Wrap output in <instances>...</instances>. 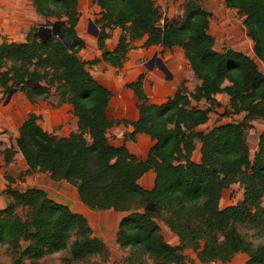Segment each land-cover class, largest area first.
<instances>
[{
	"label": "trees",
	"instance_id": "obj_1",
	"mask_svg": "<svg viewBox=\"0 0 264 264\" xmlns=\"http://www.w3.org/2000/svg\"><path fill=\"white\" fill-rule=\"evenodd\" d=\"M93 2L101 9L95 20L101 56L92 63L120 69L134 43L145 39L146 48L181 47L200 84L190 90L183 82L160 104L150 101L145 74L127 84L138 99L140 117L131 123L134 130L126 139L145 133L156 141L148 158L141 160L108 138L114 127L108 115L112 91L80 56L86 42L77 31L79 0H32L48 26L63 21L70 46L57 35L43 41L37 26L25 41L0 42V91L7 96L22 91L34 103L54 89L59 103L72 105L78 130L57 137L40 125L41 115L32 112L19 128L16 145L1 148L0 140L5 162H13L20 151L28 174L47 172L56 182L67 181L91 209L128 212L117 231L119 247L129 251L126 264H195L188 261L187 249L196 252L200 264L228 263L240 252L248 255L246 264H264V130L253 158L248 142L253 122L264 119V72L259 64L242 51L216 49L210 33L212 13L202 0H186L184 17L171 20L155 0ZM226 3L244 16L255 55L264 64V0ZM116 28L121 34L110 50L107 43ZM219 93L230 97L224 116L242 119L198 130L222 106ZM203 100L206 107L199 106ZM197 141L202 144L200 162L192 160ZM151 169L155 185L145 189L140 179ZM8 180L4 193L10 201L0 209V246L11 253L12 264L64 250L68 260L87 264L93 256L102 262L110 258L109 247L94 234L86 216L43 188L22 191L12 187L13 177ZM233 184L244 190V198L221 208L222 193ZM159 221L179 237L178 245L165 240ZM251 229L263 238L261 243L247 234Z\"/></svg>",
	"mask_w": 264,
	"mask_h": 264
},
{
	"label": "rangeland",
	"instance_id": "obj_2",
	"mask_svg": "<svg viewBox=\"0 0 264 264\" xmlns=\"http://www.w3.org/2000/svg\"><path fill=\"white\" fill-rule=\"evenodd\" d=\"M79 12L80 22L77 26L79 35L85 40L86 48L82 50L80 56L87 62V68L91 73L103 84H105L112 91V101L110 112L113 116L118 112H125L132 114L134 110V98L127 87V84L132 82L138 71L144 70L143 74L154 73L159 75L164 82L170 83V79L174 80L181 73L182 76L178 77L181 79V83L184 82L186 86L191 90L200 84V80L195 75L190 63L184 55V51L180 48L167 49L162 46L144 47L143 43L145 39L138 40L134 43V47L128 54V58L124 66L120 69H116L107 63L94 62L100 52L97 43V35L95 34V28L91 22L95 23V20L100 17L101 9L97 6L93 0H79ZM0 21L11 22V31L8 35L0 32V41L3 37H8L11 40H23L29 29L37 26H47V19L40 16L36 8L34 7L32 0H0ZM14 22V26H13ZM30 29V30H31ZM121 29L116 28L112 31V37L108 40V46L114 47L118 44ZM7 39V38H6ZM262 66L261 62H258ZM139 66V68H137ZM262 68V67H261ZM170 78V79H167ZM229 83V82H227ZM171 87L163 89L162 94L166 96L171 92ZM14 93L9 101L8 96L0 91V117H4L7 121V129L4 135L0 139L4 142L1 145L3 148L5 145L16 144L18 136L15 134V130L19 125L20 120L29 111V108L21 101L14 102ZM160 99V97H158ZM220 102V101H219ZM36 107L39 108L37 114L41 115L39 121L40 125L48 130L52 135L57 137H66L69 135L75 124V114L73 107H69V104L59 103L58 96L55 94L53 89L51 94L47 97H41L36 102ZM13 104V105H12ZM222 104V103H221ZM230 105L226 106L229 107ZM8 107V111L5 109ZM59 109L58 111L53 110L54 108ZM223 107V105L221 106ZM217 107L215 113L212 115V119L215 120L216 124L227 121H239L243 115L236 116H224L225 108ZM56 111V112H55ZM250 134V133H248ZM256 139L253 133L250 135V145L253 146ZM18 167L17 172L13 173L8 169H5L1 165L0 174V206L10 201V198L4 193L6 186L8 185V178L11 176L14 178L12 187L19 190H26L29 187H40L48 191L49 195L58 201L64 202L69 205V184L66 182H53L49 174L45 172H34L28 174L27 170L22 169L19 161H15ZM7 167V166H6ZM3 191V192H2ZM226 198L233 205L244 198V190L240 187H232L226 194ZM228 206V205H227ZM221 208H224L221 206ZM21 215H24L23 210H19ZM250 238L259 244L263 241L255 229L246 231ZM188 261L190 263L200 264L196 252L192 249L185 251ZM113 258H109L106 262H102L99 256H93L89 260V264H126V258L129 256L128 250L120 249L119 252ZM70 255L68 251H61L51 255H48L40 260L32 262L25 260L24 264H87L83 261H71L68 260ZM236 262V263H235ZM0 264H12L11 253L5 246H0ZM207 264H233L232 263H221L212 262ZM234 264H246L245 259L241 255H237L234 258Z\"/></svg>",
	"mask_w": 264,
	"mask_h": 264
},
{
	"label": "crops",
	"instance_id": "obj_3",
	"mask_svg": "<svg viewBox=\"0 0 264 264\" xmlns=\"http://www.w3.org/2000/svg\"><path fill=\"white\" fill-rule=\"evenodd\" d=\"M202 1L205 4V7L212 13L211 18H210V33L215 37L216 49L220 51V50L232 48L235 50L242 51L246 53L247 55L251 56L253 59H255L257 63L261 62L262 66L259 65V67L264 72V64L261 60H259L256 57L255 51H254V42L247 34V28L244 25V16L239 14V12L236 9L230 8L227 5L226 0H202ZM155 2L157 6L161 9L163 14L168 19L170 20L174 18L180 19L184 17L186 0H155ZM11 25H12L11 22L0 21V32L8 35L11 31ZM13 26H14V22H13ZM29 31L27 32L25 39L23 40H11L5 36L0 42L4 40L25 41ZM115 47L116 46L112 48L109 47V49L113 50ZM177 48L182 49L181 47H177ZM100 56H101V51L99 52L98 57ZM101 63H105V62H101ZM137 68H139V66H137ZM143 71L139 70L136 77L131 81L137 80L141 74L145 73ZM180 76H182L181 73L174 80L167 78V79H170V83L172 84H168L167 82L165 84L164 79L162 80V78H160L159 75H156L154 73L145 74L143 85H144V89L146 93L148 94L150 98V101L153 103L160 104V103L165 102L169 97L173 96L176 93L179 85L181 84V79L178 78ZM166 87H169V88L171 87L172 90L166 96H163L162 91ZM130 91L135 101V104H134L135 106H134V110L132 114H127L123 111V112H118L117 114H115V116H113L112 113L110 112V109H112L111 102H110L109 109H108V115L113 120L114 127L109 130L108 138L112 144L116 146H126L129 149V151L135 154L139 159L146 160L149 156L151 148L154 146L156 141L153 140L149 135L145 133H137L134 140L126 139V133L132 132L134 130V127L131 123L137 121L140 117V111L138 108V99L131 89ZM158 97H160V99H158ZM216 98L218 99V101L222 103L223 107L221 108L224 109L226 106L230 105V97L228 96L227 93H219L216 95ZM13 100L14 102L21 101L23 104H25L29 108V111L20 120L17 130H15V134L19 136L20 134L19 128L22 125L23 121L28 118L30 113L32 112L37 113L39 108H37L36 107L37 104L35 102L34 103L31 102L27 98L25 93H23L22 91L14 92ZM64 104L68 105V103H64ZM199 106L206 107L207 106L206 101L205 100L201 101L199 103ZM69 107H72V105L69 104ZM5 109L8 111V107H6ZM53 110L58 111L59 109L55 107ZM214 113L215 111L211 113L209 121L205 124L200 125L198 127V130L208 131L211 128H213V126L216 124L215 120L212 119L213 117L212 115ZM253 125L254 126L249 130L250 134H248L249 145H250V135L252 133H253L254 138L256 139L253 146L250 145V153H251L252 158L254 157L255 153L257 152L259 148V137L262 131L264 130V119L255 120L253 122ZM6 129H7V121L2 116L0 117V139H5V138H1V136L4 135L3 133H5ZM44 129L50 132V130L46 128ZM77 130H78V118L76 117L75 124L73 125V129L71 130L69 135L72 132H75ZM201 145H202L201 142L197 141L196 149L192 156L193 161H196V162L201 161V157H202ZM16 160L19 161L24 171L29 169V166L27 165L24 159V156L20 151L16 154L15 160L9 164L5 162L4 156L0 153V166L3 165L5 169H8L9 171L13 173H18L17 172L18 167L15 164ZM0 170H1V167H0ZM0 177H2V174H0ZM51 180L53 182H56L52 178ZM155 180H156V172L153 169H151L140 179V183L145 189H152L155 185ZM62 181L68 183L65 180H62ZM62 181H58V182H62ZM8 184H9V181H8ZM68 184H69V190L71 191L69 195L70 208L73 211L83 214L84 216L87 217L91 227L93 228L94 234L104 240V242L107 244V246L109 247L111 251V256H115L114 253L117 254L119 250L121 249L117 243V231L119 229L121 220L123 219L124 216L128 214V212L116 211L114 209H108V210L91 209L90 207H88L86 204H84L81 201L77 188L71 185L70 183ZM238 186L239 184H233L230 188H227L223 191L222 198H221V206L226 207L227 205L229 206V204H231L229 200L226 198V194L232 187H238ZM5 200H6V203L1 205L0 209H3L8 205L9 201H7L6 196H5ZM158 223L161 227L165 240L172 245H178L180 243L179 237L175 233H173L169 229V227L165 225V223H163L162 221H159ZM237 255L243 256V258L245 259V263L248 260V255L246 253L240 252ZM111 256L110 258H113ZM232 262L234 264V259L228 263H232Z\"/></svg>",
	"mask_w": 264,
	"mask_h": 264
},
{
	"label": "water",
	"instance_id": "obj_4",
	"mask_svg": "<svg viewBox=\"0 0 264 264\" xmlns=\"http://www.w3.org/2000/svg\"><path fill=\"white\" fill-rule=\"evenodd\" d=\"M62 24H63V21H56L52 27L42 26L39 28V30L37 32V36H39L43 41H46L50 38L51 35H57V36L61 37L66 42V44L68 46H70V42L64 37V34L62 32V29H61ZM91 24L95 28V31H96L95 34L98 35V33H99L98 26L94 22H91ZM13 93H11L8 96L7 101H9L11 99ZM148 208L152 209L153 207L151 205H149Z\"/></svg>",
	"mask_w": 264,
	"mask_h": 264
}]
</instances>
